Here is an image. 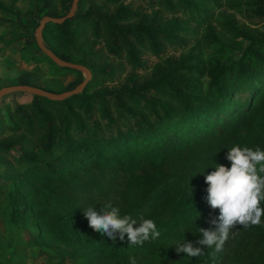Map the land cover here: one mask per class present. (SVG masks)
Segmentation results:
<instances>
[{
	"label": "trees",
	"instance_id": "obj_1",
	"mask_svg": "<svg viewBox=\"0 0 264 264\" xmlns=\"http://www.w3.org/2000/svg\"><path fill=\"white\" fill-rule=\"evenodd\" d=\"M246 3L251 24L264 26V0ZM241 5L239 0H79L72 17L45 25L44 34L53 30L60 35L46 45L60 57L88 66L92 77L83 90L66 98L32 94L29 100L3 110L0 209L5 227L0 229V245L9 252H0V264H28L26 258L35 247L60 256L42 264H67L69 254L29 231L49 221L38 197L47 201L43 195L52 196L47 201L48 212L58 207L55 198L63 206L69 201V192L71 200L79 198L67 187L69 178L79 177L76 167L91 164L104 177L129 180L142 164L155 168V180L148 178L150 188L121 211L133 219L141 216L144 207L149 212L169 199L179 203L173 206L177 209L194 189L192 185L198 184L191 172L206 176L215 170V164L231 167L226 157L234 145L233 127L243 121L249 133L251 129L252 116H245L242 110L251 113L264 105V28L262 32L249 30L223 15L224 8L240 9ZM0 14L14 17L16 12L0 2ZM214 24L235 39L248 40L235 59L228 63L219 57L182 62L166 54L168 44L184 45L185 40L176 37L178 31L205 28L208 36L195 45H212L215 36L209 27ZM0 25L15 30L22 22L0 20ZM96 42H100L97 48ZM71 45H76L79 56L69 50L74 48ZM144 51L156 54L157 60L148 62ZM106 55L115 56L117 65L101 64ZM116 69L117 75L124 72L123 79L110 85L109 81L116 80ZM139 69L148 71L147 75L140 78ZM203 76L208 77L207 83ZM243 84V89H249L246 101L235 104L233 97ZM188 157L190 163L184 162ZM112 161H122V173L109 164ZM165 171L170 177L162 183ZM30 208L35 211L29 212ZM66 214L72 215L73 209ZM218 216L215 209L185 232L151 239L146 250L133 258L137 264H264V256H257L264 250V224L247 229L238 225L234 230L238 234L220 252L197 243L203 238L198 229L214 230L210 221ZM91 239L103 244L109 237L96 232ZM183 240L202 247L203 254L190 258L178 253L173 243ZM109 259L112 261L90 253L76 264H129L118 257Z\"/></svg>",
	"mask_w": 264,
	"mask_h": 264
},
{
	"label": "rangeland",
	"instance_id": "obj_2",
	"mask_svg": "<svg viewBox=\"0 0 264 264\" xmlns=\"http://www.w3.org/2000/svg\"><path fill=\"white\" fill-rule=\"evenodd\" d=\"M239 1L242 2L240 9L224 8L223 11L225 12L223 15L230 20H234L241 27L249 30L259 28L262 32L264 26L257 22L251 24L248 18L251 13L246 3L247 0ZM0 2L16 12L14 17H4L0 14V20L10 21L19 19L22 22L21 28L15 30H9L6 26L0 25V86L27 83L42 87L51 92H60L74 87L86 77L84 71L64 67L54 62L39 48L35 40V30L41 17L45 14L59 16L66 13L70 8L72 0H0ZM165 14L167 16L170 15L166 12ZM189 25L193 26L192 23H189ZM70 27L73 26L70 25ZM209 30L215 36V41L212 45L207 47L200 43L195 45L196 41H202L204 37L208 36L205 28L198 32L195 29L194 31H178L176 37L184 39V45L180 48V46L168 44L166 46V54L174 56L176 57V61L181 60L182 62H203L208 58L219 57L221 61L228 63L238 57L243 46L248 43L247 39H235L224 33L217 25L213 28L209 27ZM58 37L60 35L57 31L53 30H47L45 34L43 31L42 34L45 44L49 40L53 44V40L58 39ZM99 45L100 42H96L94 47L97 48ZM71 46L74 48H69V50L79 56V51L75 49L76 45ZM143 56L151 63L157 60L156 54L153 52L144 51ZM118 61L115 56L106 55L100 63L108 64L112 67V65L116 66ZM108 65L107 67H109ZM136 71L140 78H143L148 73V71L142 69ZM117 74L118 70L116 69V80L109 81L110 85L113 84L112 81L115 82L123 79L122 75L124 72L121 75ZM202 81L207 83L208 77L203 76ZM244 86L243 84L241 90L233 97L237 102L235 104L246 101L249 89H243ZM31 95V93L24 90H13L2 96L0 98V117L5 108L27 101L31 98ZM240 110H242L241 107ZM242 112L245 116H252L250 133L246 124L240 121L239 125L233 127L235 130V133H233V144H239L242 147L246 145L252 148L258 146L264 150V105L260 104L257 110L251 113L243 110ZM188 159L189 157L184 159V162L188 161ZM188 162L190 163V160ZM121 163L122 161H112L109 164L114 166L116 171L122 173L123 167L120 165ZM180 167H182V171L185 170L184 166L181 165ZM75 170L79 177L77 179L67 177L69 178L67 180V187L69 186L70 190H73L79 198L71 200V193L68 189H64L65 192L67 190L69 192V201H66V204L63 206V201L55 198L57 200L56 203L59 205L54 211L48 212L49 203L47 201L53 200L52 196L44 194L43 197L47 201L38 197L37 202H41L46 220L49 221H47V225L42 224L39 226L40 228L36 227L33 231H29L31 235L34 234L43 241L57 246L56 248L61 252L69 254L71 257L65 256L67 264H76L79 258L90 253L100 254L108 260H111L109 259L110 257H118L119 260L128 262L130 257L139 255L146 250L151 239L145 241L142 245H131L127 239V235H125L124 240H120L119 233H116L117 239L115 241L109 238L103 244L93 243L91 238L96 231L89 226L83 209L89 206H96L97 210H99L104 204L111 202L113 206L119 207L122 211L126 206L132 204V202L145 194L146 190L150 188L152 181L155 180L157 170L153 169L150 165L142 164L137 167V171L130 180L123 177H104L99 169L91 164L76 167ZM165 172L162 175L163 178L160 180L162 183H165L167 178L170 177V173ZM189 175L194 176V181L196 182L197 179L199 185H192L194 189L188 194L185 202L178 206L177 209L173 206L174 204L177 206L179 203L177 201L174 203L169 199L159 203L155 209L151 210L152 212H147L149 208L144 207L141 210V216L139 214L135 218L138 222L141 217L153 219L160 232L158 238L174 236L180 232H185L193 228L197 224V221L201 219L205 220L212 215L214 209L210 207L206 199L208 187L205 183L206 176L197 174V172H191ZM148 178H151L152 181ZM28 203L31 205L33 202L29 200ZM61 206H63L62 209ZM82 206L84 207L82 208ZM70 209H73V214H66ZM1 211L2 209H0V229L5 227L3 224L5 218L1 215ZM33 211L35 209L30 208L29 212ZM77 212L79 214H76ZM27 221L28 223H32L30 219L28 220V216ZM5 232L9 233L7 229ZM43 250V252H39L36 247L33 248V255L26 258L28 264L52 263L56 259H60V256L55 252ZM0 252H4L2 245H0ZM5 252H9V250L5 249ZM73 254H75V257H72ZM116 254H119V256H116ZM257 256H264V250L259 252Z\"/></svg>",
	"mask_w": 264,
	"mask_h": 264
},
{
	"label": "clouds",
	"instance_id": "obj_3",
	"mask_svg": "<svg viewBox=\"0 0 264 264\" xmlns=\"http://www.w3.org/2000/svg\"><path fill=\"white\" fill-rule=\"evenodd\" d=\"M226 158L231 167L215 164V170L205 177L207 202L212 209L219 210V216L210 221L215 229H198L203 238L197 243L214 248L216 252H220L230 238H235L238 233L234 230L238 225L247 229L264 224V150L237 144L229 148ZM83 212L92 229L113 241L117 239L116 233L120 240L127 235L131 245H142L160 236L153 219L141 217L138 222L130 215H121V209L111 202L99 210L89 206ZM173 245L178 253H186L190 258L203 254L202 247L187 240L176 241ZM129 264H137V261L130 257Z\"/></svg>",
	"mask_w": 264,
	"mask_h": 264
},
{
	"label": "water",
	"instance_id": "obj_4",
	"mask_svg": "<svg viewBox=\"0 0 264 264\" xmlns=\"http://www.w3.org/2000/svg\"><path fill=\"white\" fill-rule=\"evenodd\" d=\"M78 1L79 0H72L69 10L62 15H59V16H52L49 14L43 15L35 30V40L39 48L54 62L64 67L84 71L86 73V77L82 79L79 83H77L74 87L68 90L60 91V92H51L42 87L32 85V84H27V83L6 84V85L0 86V98L4 96L5 94H7L8 92H11L13 90H24L31 94L41 95V96H45L51 99H61V98H66L68 96H71L81 91L84 88V86L86 85V83L92 76V71L90 70V68L86 66L85 64L66 60L60 57L50 47H48L42 39L43 29L45 25L47 23H60L72 17L77 9Z\"/></svg>",
	"mask_w": 264,
	"mask_h": 264
}]
</instances>
